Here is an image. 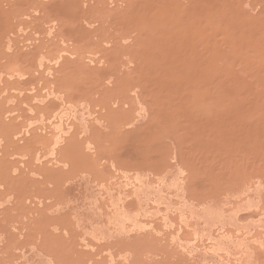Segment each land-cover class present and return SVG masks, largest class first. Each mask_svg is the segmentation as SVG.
Instances as JSON below:
<instances>
[{
  "label": "rangeland",
  "instance_id": "rangeland-1",
  "mask_svg": "<svg viewBox=\"0 0 264 264\" xmlns=\"http://www.w3.org/2000/svg\"><path fill=\"white\" fill-rule=\"evenodd\" d=\"M0 264H264V0H0Z\"/></svg>",
  "mask_w": 264,
  "mask_h": 264
},
{
  "label": "bare ground",
  "instance_id": "bare-ground-1",
  "mask_svg": "<svg viewBox=\"0 0 264 264\" xmlns=\"http://www.w3.org/2000/svg\"><path fill=\"white\" fill-rule=\"evenodd\" d=\"M53 131V130H52Z\"/></svg>",
  "mask_w": 264,
  "mask_h": 264
}]
</instances>
